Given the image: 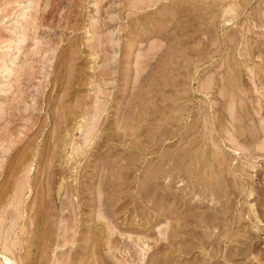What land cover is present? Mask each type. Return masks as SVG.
<instances>
[{
    "label": "rangeland",
    "instance_id": "obj_1",
    "mask_svg": "<svg viewBox=\"0 0 264 264\" xmlns=\"http://www.w3.org/2000/svg\"><path fill=\"white\" fill-rule=\"evenodd\" d=\"M141 261L264 264V0H0V264Z\"/></svg>",
    "mask_w": 264,
    "mask_h": 264
},
{
    "label": "bare ground",
    "instance_id": "obj_2",
    "mask_svg": "<svg viewBox=\"0 0 264 264\" xmlns=\"http://www.w3.org/2000/svg\"><path fill=\"white\" fill-rule=\"evenodd\" d=\"M227 10H228V9H227ZM227 10H226V11H227ZM225 13H226V12H225ZM227 13H228V12H227ZM227 13H226V14H227ZM232 13H233V12H232ZM223 14H224V13H223ZM226 16H227V15H226ZM227 43H228V42H227ZM230 43H231V42H230ZM228 44H229V43H228ZM232 52H233V51H232ZM230 57H231V56H230ZM234 58H235V57H234ZM232 61H233V60H232ZM236 67H237V66H236ZM205 81H206V80H205ZM208 85H209V84H208ZM208 85H206V86H208ZM229 86H230V85H229ZM203 87H205V84H204ZM209 87H210V86H209ZM209 87H208V88H209ZM208 88H207V89H208ZM200 89H201V86H200ZM205 89H206V87H205ZM209 90H210V89H209ZM235 90H236V89H235ZM205 91H206V90H205ZM225 91L228 92V90H225ZM218 94H220V93H218ZM224 94H225V93H224ZM227 94H228V93H227ZM239 94H241V93H239ZM224 96H226V95H224ZM229 96H230V95H229ZM233 97H234V96H233ZM231 101H232V100H231ZM229 103H230V102H229ZM239 103H240V101H239ZM231 104H233V101H232ZM231 104H228V105L232 106ZM233 105H234V104H233ZM241 107H242V106H241ZM241 107H240V108H241ZM232 110H233V108H232ZM232 110H231V111H232ZM229 112H230V111H229ZM232 113H233V112H232ZM232 113H230V116H231ZM245 115H246V114H245ZM230 116H229V118H230ZM233 117L235 118V116H233ZM231 119H232V118H231ZM239 119H240V118H239ZM232 120H233V119H232ZM230 121H231V120H230ZM236 122H237V121H236ZM90 123H91V122H90ZM90 123H89V124H90ZM247 123H248V122H247ZM237 127H238V124H237ZM237 127H236V128H237ZM239 127H240V126H239ZM203 130H204V129H203ZM240 130H241V129H240ZM240 130H239V131H240ZM235 132H236V131H235ZM89 133H90V132H89ZM251 133H252V132H251ZM237 135H238V131H237ZM240 135H241V132H240V134H239L238 136H240ZM86 136H87V135H86ZM241 136H242V135H241ZM229 138H230V137H229ZM63 141H64V140H63ZM231 141H234V140H231ZM251 143H252V142H251ZM246 149H247V148H246ZM215 150H217V149H215ZM243 150H244V149H243ZM201 152H202V151H201ZM200 156H201V155H200ZM215 156H217V155H215ZM200 160H201V159H200ZM203 172H204V174H207L204 170H203ZM208 172H209V171H208ZM204 174H203V175H204ZM207 176H208V174H207ZM213 176H214V178H215V175H214V174H213ZM204 177H205V176H204ZM208 177H209V176H208ZM214 178H213V179H214ZM208 179H209V178H208ZM215 179H216V178H215ZM216 180H217V179H216ZM218 180H219V179H218ZM213 181H214V180H213ZM217 182H218V181H217ZM219 182H220V180H219ZM219 182H218V183H219ZM218 183H217V184H218ZM219 184H220V183H219ZM219 184H218V185H219ZM220 186H221V184L219 185V187H220ZM216 187H218V186L216 185ZM102 218H103V217H102ZM98 228L100 229V227H98ZM98 228H97V229H98ZM108 230H109V229H108ZM97 231H98V230H97ZM106 231H107V230H106ZM110 231H111V230H110ZM111 233H113V232H111ZM108 234H109V233H108ZM99 235H100V233H99ZM105 235H107V234L105 233ZM107 236H108V235H107ZM137 240H138V239H137ZM147 240H148V239H147ZM106 244H108V243H106ZM106 244H105V245H106ZM144 244H146V243H144ZM144 244L142 245V247H145ZM149 248H150V247H149ZM139 249H140V248H139ZM146 249L148 250V248H146ZM140 250H141V249H140ZM145 252H146V251H145ZM140 253H141V252H140ZM141 256H142V255H141ZM141 256H140V257H141ZM141 263H142V261L140 262V264H141Z\"/></svg>",
    "mask_w": 264,
    "mask_h": 264
}]
</instances>
